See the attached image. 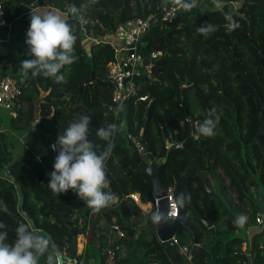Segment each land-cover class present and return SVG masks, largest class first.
Returning a JSON list of instances; mask_svg holds the SVG:
<instances>
[{"label": "trees", "instance_id": "obj_1", "mask_svg": "<svg viewBox=\"0 0 264 264\" xmlns=\"http://www.w3.org/2000/svg\"><path fill=\"white\" fill-rule=\"evenodd\" d=\"M235 2L239 3L237 9H234ZM3 3L6 16L9 7L15 4L64 16L77 36L75 55L78 57L76 62L62 69L66 83H56L42 75L29 76L22 81L21 61L32 58L27 55L26 44L30 14L15 21L10 50L15 53L17 69L12 75L21 88L22 103L17 116H8L5 127L14 136L26 133L27 136L21 155L8 161L5 171L0 172V221L8 226L7 242H15L19 222H29L33 230L49 237L61 253L67 254L76 229L77 238L83 235L86 239L78 257L83 258L85 264L91 258L102 264L105 230L110 223L118 222L126 230V236L115 243L116 264H264V227L262 232L252 236L246 251L241 248L245 238L233 236L234 232H245L255 224L256 212L262 209L260 202H264V122L261 119V111H264V0H222L223 11L215 8L213 0H197L192 12L183 11L180 21L172 23L170 29L158 33L140 48L144 57L152 51H161L151 74L146 79V76L137 79L141 84L139 93L148 98L130 101L116 117L110 107L113 83L107 76L108 62L114 59L115 49L106 37L132 18L150 13L158 15L165 4L163 0H4ZM70 4L88 5L84 11L86 24H79L67 14ZM224 13L239 24L232 32L225 28ZM207 24L216 25L217 31L205 38L197 29ZM94 38L98 42L92 41ZM92 72L97 81H85ZM79 80L83 81L82 85ZM181 86H184L183 92ZM151 98L144 140L158 164L163 186H176L178 201L181 196L185 198L183 214L207 249L201 255L193 253L191 259L181 253L177 245H164L156 236V225L150 219L155 211L152 180L136 163L126 134L127 129L139 135L145 106ZM101 99L104 106L94 109ZM183 99L194 121L202 123L213 108L220 116L215 136L198 134L189 142L209 186L215 190L210 228L196 216L195 211H198L208 217L209 200L208 192L196 175L191 154L176 148L164 158L166 140L162 129L171 142L176 135L180 141L191 135ZM81 114L91 119L88 138L98 146V151L103 150L107 142L98 138L97 130L111 123L125 124L124 129L115 134L112 156L106 162L110 189L105 191L115 193L118 202L100 212H93L71 189L58 195L48 188L49 174L54 171L58 155V149L54 151L52 144ZM2 122L1 118L0 125ZM16 140L12 146L16 145ZM119 184L127 196L124 200ZM217 189L222 190L227 200L218 195ZM131 194L138 195V202L130 198ZM233 195L237 199L235 207L231 205ZM121 202L125 222L118 211ZM2 205L7 206V212L2 210ZM59 212L76 225L68 226ZM241 214L247 217V222L238 227L234 221ZM176 236L179 245L193 249L189 230L182 228ZM40 264H45V258H41Z\"/></svg>", "mask_w": 264, "mask_h": 264}, {"label": "clouds", "instance_id": "obj_2", "mask_svg": "<svg viewBox=\"0 0 264 264\" xmlns=\"http://www.w3.org/2000/svg\"><path fill=\"white\" fill-rule=\"evenodd\" d=\"M163 2L166 5L170 3L185 12H192L197 7V0H163ZM213 5L223 11L222 0H213ZM87 6L70 4L67 7V14L84 25L88 22L84 16ZM224 16L227 21L225 28L228 32L239 27L230 14L224 13ZM215 31L217 26L213 24L202 25L197 29V32L203 34L205 38ZM26 37L27 55L32 58L21 61V80H27L29 76L42 75L53 79L56 83H66L62 69L78 59L75 55L77 36L73 26L55 11L41 13L38 10H31L30 27ZM219 120L220 116L216 114V109H211L199 125L198 133L204 137L215 136ZM90 124L89 116L78 115L52 145L54 151L58 149V155L55 158L54 171L49 174L48 188L58 195L71 189L93 212H100L118 202L115 193L110 190L105 191L110 189L106 162L112 156L113 138L118 131L124 129L125 124L111 123L97 130L98 138L107 142L100 151L88 138ZM184 199L181 196L179 203L183 204ZM2 210L7 212V206L2 205ZM170 218L171 213L166 215L160 210L152 212L150 217L151 222L156 226L168 222ZM246 222L247 217L242 214L234 221L238 227H243ZM0 230H3L0 231V264H40L41 258H45V264H63L58 245L49 237L33 230L29 222L18 223L15 228L17 238L14 243L7 242L8 226L3 221H0Z\"/></svg>", "mask_w": 264, "mask_h": 264}, {"label": "built area", "instance_id": "obj_3", "mask_svg": "<svg viewBox=\"0 0 264 264\" xmlns=\"http://www.w3.org/2000/svg\"><path fill=\"white\" fill-rule=\"evenodd\" d=\"M4 0H0V26L6 23V9L4 7ZM238 4V2H235ZM183 10L174 7L171 4H164L161 12L158 15L148 14L144 17H137L128 20L124 24L117 26L115 32L106 37L115 49L114 59L108 62L107 76L113 83L112 105L111 112L113 115L119 116L122 106H126L130 101H145L148 96L140 94V82L137 81L139 77L148 76L151 74L156 58L161 51H152L148 57H144L140 53V39L148 31L153 23L172 24L174 19L181 14ZM12 38V32L6 34V37H0L1 42H8ZM98 42V39H92ZM145 61H147L145 63ZM21 88L14 75L5 71L0 67V120L3 118L1 112L5 110L8 116H17L21 108ZM127 128V125H126ZM127 137L131 145L141 157H147V150L141 142L139 135H133L126 129ZM53 145V144H52ZM165 197L168 200V214L171 213V220L176 218L179 213V203L175 193V186L170 185L165 188ZM130 198L138 202L137 194H131ZM159 199L154 197L155 211L157 210ZM264 227V213L259 210L255 215V224L249 228V240L245 241L246 246L241 247L243 251L249 247L251 242V233H260ZM106 247L103 251L104 260L102 264H116L118 260L116 241L126 236V230L118 222L110 223L105 230ZM173 243L178 246L181 253H185L188 259L192 258L193 249L187 245H179L176 235L171 237ZM77 253L74 258L70 259L67 264H85L83 258L78 257Z\"/></svg>", "mask_w": 264, "mask_h": 264}, {"label": "water", "instance_id": "obj_4", "mask_svg": "<svg viewBox=\"0 0 264 264\" xmlns=\"http://www.w3.org/2000/svg\"><path fill=\"white\" fill-rule=\"evenodd\" d=\"M181 19H182V15H178L174 19V22H178ZM146 62L147 61H145V63ZM146 78L147 77H145V79ZM85 81H88V82L97 81L95 79V73L92 72L91 76L89 78H87ZM79 83H80V85H82L83 81L79 80ZM180 90H181V92H183L184 86H181ZM152 101H153V98H151L145 106L143 126L141 127L140 132H139V138H140L141 142L143 143L144 147L146 148V150L148 152L147 153L148 160H146V161L143 160V158L136 151L133 152V155H134L135 161L139 165L140 169L144 172H147L149 174V176L151 177L153 196L160 198L157 210H160L161 212H163L167 215V213H168V200L165 197L167 192L165 190V187L162 184L161 178L158 175V164L155 161V159L153 158V156L151 155V153L148 149L147 143L144 140L145 125H146L148 117H149V111H150V106H151ZM182 105L184 106L185 116L191 125V135L183 141H180L179 136L176 135L175 141L171 142V141L167 140L166 133L162 129L163 138L166 140V154H165L164 158L166 159L169 155V152L173 149H176V148H183L191 154L193 161H194V164H195V167H196V175L200 178V180L202 181L206 191L208 192V200H209L208 217L205 218V217L201 216L198 211H195L196 216L201 220V222L206 227L210 228L213 225V218H214V209H213L212 199H213V196L215 195V190L209 186V184H208V182L204 176V173L200 168V165L197 161L196 156L193 154L191 148L189 147V142L191 140L195 139L199 134L197 129H198L201 121L200 120L194 121L189 116V112H188L187 108L185 107V100L184 99L182 101ZM103 106H104L103 101L101 99L100 102L94 107V109H99V108H102ZM124 109H125V107L122 106L121 111L123 112ZM261 119H262V122H264V111L263 110L261 111ZM119 187H120V191H121V194H122V197L124 200V199H126L127 196L125 194L123 187L120 184H119ZM178 203H179V201H178ZM187 204H190V200L187 202ZM184 205L185 204L179 203V213H178V216L176 218H174L172 220L169 219L168 222H164V223H161L159 226H156V236L164 245L176 246L173 243L171 237L173 235H176L179 232V230H181L182 228H186L192 234L193 244H194L193 253L195 255H201L202 253L206 252L207 249L203 245H201L198 233L191 226L188 219L185 218V216L183 214ZM118 211L120 212V215L123 217L124 215H123V211H122V202L118 205ZM60 216L68 226L74 227L76 225V222L74 220H69L67 218L66 214L60 213ZM123 221L125 222L124 217H123ZM77 249H78V247H77V230L75 229L73 232V236H72V247H71L70 251L67 254L62 253L63 264H67V262L70 259L75 257V255L77 253Z\"/></svg>", "mask_w": 264, "mask_h": 264}, {"label": "crops", "instance_id": "obj_5", "mask_svg": "<svg viewBox=\"0 0 264 264\" xmlns=\"http://www.w3.org/2000/svg\"><path fill=\"white\" fill-rule=\"evenodd\" d=\"M31 10L33 9L27 6H23L21 4L20 5L15 4L9 7L8 15L6 16V23L5 25L0 26V37L2 36L6 37V34H8L9 32H12L13 34L14 23L17 20V18L29 15L31 13ZM149 38H152V36L151 37L149 36L147 40H149ZM10 41L0 43V67L2 68L4 67L3 69L7 72H9V69H12L13 70L12 73H13L15 71V65L17 64L13 59V53L10 50ZM142 46L143 45H141V47ZM14 137L15 136L12 133V131L8 127H5V124L2 122V125H0V170H2L3 172L5 171V166L8 161L13 159L16 155H21L22 145L21 146L20 145L17 146V145L18 143L23 144L25 141V137L16 136V139L18 140H16V145L14 144L13 147L12 144L14 142L13 140ZM249 228L246 232H249ZM245 241L242 242L241 245L242 247L246 246ZM85 243H86L85 237L83 235H80L77 238V247H78L77 253H81L84 250ZM88 264H97V261L91 258L89 259ZM153 264H158V263H153Z\"/></svg>", "mask_w": 264, "mask_h": 264}, {"label": "rangeland", "instance_id": "obj_6", "mask_svg": "<svg viewBox=\"0 0 264 264\" xmlns=\"http://www.w3.org/2000/svg\"><path fill=\"white\" fill-rule=\"evenodd\" d=\"M234 9H237V8H239V3L238 4H234ZM185 12V11H184ZM181 15L184 17V14H183V12H181ZM189 19V18H188ZM171 25L172 24H158L157 26L155 25V23H153L152 25H151V27L148 29V31L141 37V39H140V44L141 45H145L151 38H149V40H147V38L150 36H152V37H154V36H156L158 33H160V32H163V31H166V30H168V29H170V27H171ZM159 31H158V30ZM83 40L84 41H86V37H83ZM5 44V43H4ZM86 49L88 50V46H86ZM13 59L15 60L16 58H15V53L13 52ZM4 68V67H3ZM17 69V65H15V70ZM12 69H9V72L8 73H10V74H12ZM16 72V71H15ZM22 103V102H21ZM1 114H2V116H3V118H2V121H3V123L4 124H6L7 122H8V120H9V118H8V112L7 111H5V110H2V112H1ZM27 136V133L25 134V136L24 137H26ZM15 139H16V136L14 137V141H15ZM16 143V142H15ZM21 146L22 145V143L20 144V143H18V145L17 146ZM0 172H3L2 170H0ZM217 191H218V195L221 197V198H223V199H225V200H227V196L225 195V196H223L224 194H222V190H220V189H217ZM255 195V194H254ZM256 195H257V193H256ZM255 195V196H256ZM257 196H259V193H258V195ZM233 198H235V195H233ZM236 198L233 200V204H231L232 205V207H235L236 206ZM132 205V204H131ZM260 205H261V207H262V209H261V211L264 213V202H260ZM133 206V205H132ZM230 206V205H229ZM145 218H144V216H143V223L145 222V220H144ZM141 226H142V223H140V224H138V230H140V228H141ZM232 235V234H231ZM234 235H240L241 237H244L245 238V240L246 241H248L249 240V238H248V233L245 231V232H234L233 233V236ZM254 235V233H251L250 234V236H251V238H252V236ZM210 244V242H208V245Z\"/></svg>", "mask_w": 264, "mask_h": 264}, {"label": "flooded vegetation", "instance_id": "obj_7", "mask_svg": "<svg viewBox=\"0 0 264 264\" xmlns=\"http://www.w3.org/2000/svg\"><path fill=\"white\" fill-rule=\"evenodd\" d=\"M201 124V123H200Z\"/></svg>", "mask_w": 264, "mask_h": 264}]
</instances>
